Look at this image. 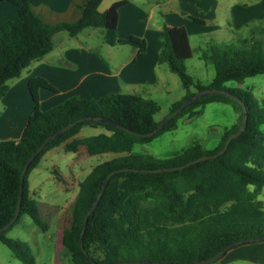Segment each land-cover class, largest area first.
<instances>
[{"label":"trees","instance_id":"16d2710c","mask_svg":"<svg viewBox=\"0 0 264 264\" xmlns=\"http://www.w3.org/2000/svg\"><path fill=\"white\" fill-rule=\"evenodd\" d=\"M13 5L17 20L0 23V99L8 90V81L20 76L31 62L38 61L53 48V36L66 32L73 37L88 27L99 28L103 41L115 45L118 10L127 0L114 2L100 12L101 0H81L80 16L74 21L50 24L32 9L29 0H0ZM202 24L203 21L189 16ZM164 46L158 63L166 64L175 73L185 90L184 96L171 104L169 112L197 91L222 89L237 97L247 110L245 130L229 143L226 151L213 159L204 160L181 170L139 173L136 169H158L179 166L204 154H215L226 138L235 132L242 120L241 104L222 94L201 97L180 111L159 132L139 137L113 125L86 120L79 122L50 141L29 164L23 180L19 216L6 230L0 232V242L7 246L22 264H34L27 245L5 236L21 215H28L42 231L47 223L42 219L37 202L29 194L28 175L48 150L64 145V151L76 153L80 147L88 152L108 149L130 151L134 144L147 143L177 126L183 115L191 118L201 114L211 102L231 104L237 114L236 122L225 128L217 147L205 151L195 144L165 159L149 154H133L101 162L79 182L71 212V222L61 230L59 247L73 264L115 263L121 261L192 262L221 251L232 242L264 241V104L248 90L230 88L229 81L264 74V52L258 41L243 42L242 47L216 48L202 52V58L214 69L208 86L195 83L186 72L185 62L192 56L186 29L164 25ZM143 51V39H128ZM33 108L17 141L0 140V228L16 209L20 186V172L27 158L45 138L80 118L103 117L129 130L147 133L160 120L155 119L159 106L139 94L108 93L97 99L69 97L57 105L41 110L40 89L56 92L48 81L33 77L28 81ZM196 89L190 91V87ZM100 126L106 133L71 139L84 126ZM127 169V170H126ZM114 173L100 201L88 218L83 236L84 254L79 245L83 216L94 201L105 176ZM58 181L61 176L54 173Z\"/></svg>","mask_w":264,"mask_h":264},{"label":"crops","instance_id":"0c3cea01","mask_svg":"<svg viewBox=\"0 0 264 264\" xmlns=\"http://www.w3.org/2000/svg\"><path fill=\"white\" fill-rule=\"evenodd\" d=\"M117 1L120 0H101L98 10L102 12ZM127 1L118 10L117 38L121 40L119 43L106 44L100 29L97 30L99 38L96 43L79 40L81 35L90 38L95 31L92 30L94 27H88L73 37L58 32L53 36V48L49 53L40 60L31 62L21 71L19 77L8 81V90L0 99V140L19 139L33 108L27 85L29 79L33 77L44 78L56 88V92L39 90L41 110H47L72 96L97 99L108 93L140 95L147 86L158 85L162 79L158 75L161 67L165 76L170 75L167 74L168 67L163 66L166 64L158 63V55L163 47L161 37L164 25L183 26L187 32L188 28L195 25L207 27L209 21L221 19V23L231 27L239 20L244 22L258 20L255 17L257 15L255 8H259V14L264 17V0H259L256 4L253 2L250 4L249 0H243V3L239 0ZM29 2L42 20L50 24L74 21L80 16L81 0H29ZM189 16L200 19L203 23H196ZM17 18V10L13 5L7 2L0 3V23L5 20L16 21ZM131 36L145 41L143 51H139L138 46L128 40ZM210 47L206 45L204 48L207 50ZM103 49L106 57L101 53ZM201 57L199 55L200 59ZM191 58L192 56L188 60ZM1 61L0 50V63ZM225 128L227 127H224L221 135ZM102 131L106 133L104 128ZM82 137L84 136L80 135L79 129L70 140ZM135 145L139 143L133 147ZM29 194L31 196L30 191ZM220 260L221 264H264V241L234 246L228 249Z\"/></svg>","mask_w":264,"mask_h":264},{"label":"rangeland","instance_id":"374dc122","mask_svg":"<svg viewBox=\"0 0 264 264\" xmlns=\"http://www.w3.org/2000/svg\"><path fill=\"white\" fill-rule=\"evenodd\" d=\"M258 1L249 0V3L256 4ZM239 2L243 3V0ZM259 12V8H255V14H257L255 17L259 21L239 20L230 27L218 19L209 21L207 27L195 25L188 28L187 35L193 51L192 58L186 60L185 66L186 72L195 83L199 82L202 86H208L214 77L212 65L202 57L199 58V55L201 56L205 51L206 45L216 48H235L242 47L243 42L249 44L251 39H255L264 52V23L261 22H264V17ZM98 29H92L95 31L90 38H84L81 35L79 40L96 43L99 38ZM161 42L164 46L162 37ZM101 53L104 57L107 56L104 49ZM163 66L166 68L167 65ZM167 74L170 75L165 76L161 67L158 75L162 79L158 85H149L140 94L144 98H150L159 106V111L154 116L156 120L163 119L168 114L171 104L180 100L185 94L179 77L170 70ZM225 85L230 88L248 90L259 103L264 104V74L248 77L241 83L229 81ZM190 91L195 92L196 89L192 86ZM235 121L236 112L231 104L211 102L204 106L201 114L191 118L183 115L177 119L176 128L163 132L148 143L135 145L131 151L108 149L90 153L81 147L73 153L64 151L63 145L48 150L28 175L29 191L37 202L42 219L47 223V230L42 231L28 215H21L17 222L5 232V236L25 243L34 258V264H73L59 247L60 233L63 228L70 225L79 182L94 166L129 153L149 154L158 159L170 158L195 144H200L205 151H212L217 147L224 127H230ZM102 130L103 128L99 126L84 125L80 128V135L84 137L98 135L103 132ZM54 173L61 176L62 181H58ZM258 198L264 204V196L261 194ZM0 264L22 263L7 246L0 242ZM209 264H221V260L218 259Z\"/></svg>","mask_w":264,"mask_h":264},{"label":"water","instance_id":"95a60500","mask_svg":"<svg viewBox=\"0 0 264 264\" xmlns=\"http://www.w3.org/2000/svg\"><path fill=\"white\" fill-rule=\"evenodd\" d=\"M210 94H222L225 96H229L230 98H233L234 100L238 101L241 106H242V120L240 123L239 128L231 133L225 140L224 142V146L215 154H204L198 158H195L189 162H186L185 164L179 165V166H172V167H163V168H158V169H136L133 171L139 172V173H151V172H166V171H175V170H181L185 167H188L190 165H193L195 163L204 161V160H208V159H213L216 158L217 156L223 154L229 143L231 142V140L237 136H239L246 128V123H247V110L245 105L240 102V100L235 97L234 95L230 94L229 92L222 90V89H215V88H209V89H204L201 91H197L196 93H194L192 96H190L189 98H187L184 102H182L175 110H173L172 112H170L169 114H167L163 119L160 120V122L157 124V126L152 129L151 131L147 132V133H137L134 132L132 130L127 129L126 127L110 120L107 118H103V117H90V118H80L77 119L73 122H70L69 124L65 125L64 127L58 129L56 132H54L53 134H51L50 136H48L47 138H45L43 140V142L34 150V152L27 158V160L25 161L22 170L20 172V186H19V192H18V199H17V205H16V209L15 212L13 214V217L4 225L0 228V232L6 230L8 227H10L17 219V217L19 216V212H20V206H21V201H22V192H23V180H24V175L25 172L29 166V164L37 157V155L41 152V150L50 142L52 141L54 138L58 137L59 135L63 134L65 131H67L68 129H70L71 127H73L74 125H76L79 122H84L87 119L88 120H93V121H98V122H102V123H106V124H110L113 125L117 128H120L122 130H125L127 132H129L130 134H134L136 136L139 137H150L155 135L157 132H159L172 118H174L180 111H182L184 108L190 106L191 104H193L195 101H197L198 99H200L201 97L210 95ZM127 170V169H126ZM119 170H114L109 172L105 178L102 181V184L100 186V189L94 199V201L92 202V204L90 205V207L88 208V210L86 211L85 215L83 216V220H82V226L80 229V234H79V245H80V249L81 251L86 254L84 247H83V236H84V232L86 229V225H87V221L89 216L91 215V213L93 212V210L95 209V207L97 206L98 202L101 199V196L105 190V187L110 179V177L118 172ZM246 240H241V241H237V242H232L231 244L227 245L225 248H223L221 251L215 253L214 255L210 256L209 258L203 259V260H199V261H192V262H158V261H121V262H115V263H97L92 261V264H209L212 263L218 259H220L225 252L234 247L237 246L239 244L245 243Z\"/></svg>","mask_w":264,"mask_h":264}]
</instances>
